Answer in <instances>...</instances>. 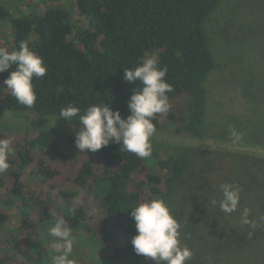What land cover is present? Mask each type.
<instances>
[{
    "label": "trees",
    "instance_id": "trees-1",
    "mask_svg": "<svg viewBox=\"0 0 264 264\" xmlns=\"http://www.w3.org/2000/svg\"><path fill=\"white\" fill-rule=\"evenodd\" d=\"M75 1L83 20L78 30L73 27L69 12L58 6L47 7L41 13L35 8L29 15L21 11V16L7 22L14 45L0 47L11 51L20 42H26L43 57L48 71L43 78L34 79L37 93L34 106L19 104L8 92L1 98L4 108L59 116L60 110L70 103L79 107L81 114L90 105L110 104L114 111L119 110L127 118L128 103L139 81H125L124 69L135 68L145 56L155 55L158 67H167L166 79L173 85V91L168 93L171 108L156 115L155 128L169 129L187 138L202 137L210 108L208 83L219 67L207 24L224 0ZM3 11L1 8L0 14ZM14 70L13 67L0 73V83ZM255 88L253 81L243 84V93L253 104L259 100ZM74 119H79V114ZM60 144L66 146L67 153L62 154ZM38 153L60 154L64 160L62 166L68 159L73 165L67 166L68 172L62 166L60 170L52 169L42 158L38 159ZM195 153L204 156L199 150L176 148L166 160L152 149L150 158L141 159L115 143L96 152H80L75 135L41 132L9 159L7 172L0 173V235L11 227V208L20 205L23 219L21 225L12 227L11 239L0 237V243L6 245L0 264H13L14 254L29 258L36 251L33 234L49 230L57 217L64 218L72 233L82 236L83 231L88 241L91 236L94 238V245L101 242L112 247L123 235H137L131 208L153 198L163 199L180 223L181 243L193 253L186 264H225L234 255L248 258L251 247L264 239V161L240 158L247 179L262 186L249 209V220L256 225L252 227L251 223L241 224L242 207L229 215L211 203L220 196L203 176L206 170L200 171L199 177L190 172ZM75 156L78 158L74 159ZM31 167H36V175L43 178L40 196L36 194L39 184L31 188L25 181V172ZM62 178L93 198L102 221L85 223L87 213L78 193L66 191ZM8 179L13 181L10 190ZM29 189L32 191L28 192ZM190 190L196 197L208 192L200 212L191 217L199 219L197 222L185 217L186 207L177 205L175 198ZM73 199L77 202L73 203ZM61 200L65 201L64 205ZM111 261L148 264L146 257L135 253L131 240L114 246Z\"/></svg>",
    "mask_w": 264,
    "mask_h": 264
},
{
    "label": "rangeland",
    "instance_id": "rangeland-1",
    "mask_svg": "<svg viewBox=\"0 0 264 264\" xmlns=\"http://www.w3.org/2000/svg\"><path fill=\"white\" fill-rule=\"evenodd\" d=\"M51 6L67 10L75 30L82 28L80 23L83 20L76 9L75 0H63L62 3H46L42 0H0V10L4 8L3 14H0V45L13 48L14 38L10 25L7 23L9 20L21 16L22 12L29 15L36 8L35 10L41 13ZM207 30L219 67L208 83L210 108L205 133L199 138H187L175 135L169 129L162 131L156 129L151 141L152 149L160 153L161 159L166 160L171 158L176 148L202 151L203 157L197 153L193 156L190 172L199 177L201 176L200 171L206 170L202 175L209 185L214 187V192L218 196L221 195L218 190L220 184L236 183L241 189L240 207L250 209L262 186L247 179L240 158L247 157L250 161H264V0H224L208 21ZM247 80L256 83L255 92L259 100L255 104L243 93V84ZM5 88L6 85L0 83V139L11 138L13 142L12 147L15 151L9 159L15 157L28 141L36 139L41 132L55 131L62 136H70L79 130V119L69 122L65 118L59 119V116H41L32 111H15L4 108L1 98L9 92ZM230 129H235L241 134L239 141L234 142ZM60 146L62 154L67 153L66 146L62 144ZM37 157L42 158L52 169L60 170L64 163L60 154L40 155L38 153ZM77 158L78 156L74 157V159ZM65 163L62 168L68 172L67 166H72L73 162L68 159ZM41 166L42 164H39L40 168ZM37 168L31 167L25 172V181L31 188H37L39 184L40 190L38 189L36 194L40 196L43 194L44 186L41 185L43 178L36 175ZM61 182L66 191L78 193V199L81 200L87 213L86 224H94L103 220L91 196L77 191V187L63 178ZM7 188L9 190L13 188L11 179H8ZM29 190L27 191H32ZM207 195L208 192L196 197V194L190 190L183 191L175 198L177 205L186 207L184 212L188 217H185L190 221L192 215L200 212ZM76 200L73 199V203L77 202ZM64 202L61 200L62 205L65 204ZM187 203H189L188 206ZM19 206L16 205L10 209L11 227L9 226L0 235L2 239H11L12 227L21 225L23 219ZM198 220L193 218L192 222ZM50 227L51 225L48 228ZM72 234L75 237L72 253L75 264H113L111 258L114 246L127 240L132 241L134 237L123 235L116 245L107 247L101 242L97 243L99 245H94L93 243H96L94 238L91 236V240L88 241V235L83 231L82 236ZM33 235L36 251H32L29 258L14 254L13 264H52L51 257L55 255V249L52 247L54 238L49 235V230L37 231ZM185 235L187 236L186 233ZM5 249L6 245L1 241L0 255L4 254ZM147 262L156 264L155 261L149 259ZM225 264H264V239L251 247L248 258L234 255L231 261Z\"/></svg>",
    "mask_w": 264,
    "mask_h": 264
},
{
    "label": "clouds",
    "instance_id": "clouds-1",
    "mask_svg": "<svg viewBox=\"0 0 264 264\" xmlns=\"http://www.w3.org/2000/svg\"><path fill=\"white\" fill-rule=\"evenodd\" d=\"M13 67L15 70L4 81L5 89L19 104L31 108L37 102L34 79L43 78L47 74V66L43 57L22 41L18 48L11 51L0 47V73ZM167 72L166 66L158 67L155 55L145 56L135 68L124 69L125 81H139L128 103L130 115L127 118L122 117L119 110L114 111L110 104L90 105L82 114L74 104L63 107L59 119L71 122L79 114L80 128L74 133L77 149L80 152H96L115 143L141 159L150 158L151 141L156 133L153 120L157 114L166 113L171 108L168 93L173 91V85L166 79ZM230 134L234 142L241 139V134L235 129H230ZM12 143L11 138L0 139V173L7 172L10 167L9 157L15 151ZM218 190L220 199H213L211 203L225 214L237 212L240 209V187L234 182H225L219 185ZM50 214L56 216L55 212L50 211ZM249 214V209H243L241 224L251 223ZM131 217L137 231L131 243L137 255H143L156 264H186L191 260L192 251L180 240L181 225L163 199L153 198L137 203L131 208ZM251 226L256 225L251 223ZM49 235L54 238L52 264H75L72 258L75 237L64 218H56L49 228Z\"/></svg>",
    "mask_w": 264,
    "mask_h": 264
}]
</instances>
